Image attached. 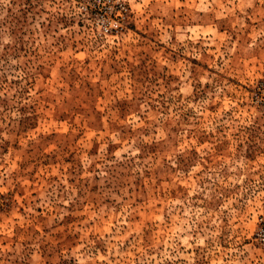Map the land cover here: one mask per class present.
Segmentation results:
<instances>
[{
  "label": "rangeland",
  "instance_id": "374dc122",
  "mask_svg": "<svg viewBox=\"0 0 264 264\" xmlns=\"http://www.w3.org/2000/svg\"><path fill=\"white\" fill-rule=\"evenodd\" d=\"M261 220L264 0H0V264H264Z\"/></svg>",
  "mask_w": 264,
  "mask_h": 264
},
{
  "label": "built area",
  "instance_id": "2783aa9c",
  "mask_svg": "<svg viewBox=\"0 0 264 264\" xmlns=\"http://www.w3.org/2000/svg\"><path fill=\"white\" fill-rule=\"evenodd\" d=\"M113 31H115V27L113 28ZM255 235L256 239L262 244V246H264V220H261Z\"/></svg>",
  "mask_w": 264,
  "mask_h": 264
}]
</instances>
